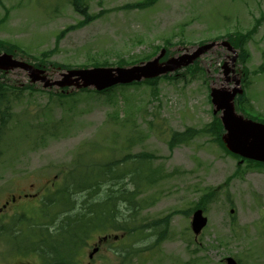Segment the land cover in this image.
Instances as JSON below:
<instances>
[{
  "label": "rangeland",
  "instance_id": "374dc122",
  "mask_svg": "<svg viewBox=\"0 0 264 264\" xmlns=\"http://www.w3.org/2000/svg\"><path fill=\"white\" fill-rule=\"evenodd\" d=\"M83 1L88 13L97 17L57 41L61 31L83 20L71 0H0V41L16 45L14 58L29 64L50 53L46 62L67 67L42 68L57 82H64L67 69L91 68L94 63L115 68L119 59L141 62L155 57L160 48L167 50V60L175 59L190 55L201 43L247 33L251 36L242 48L249 57L244 64L238 58L232 63L234 54L216 45L196 66L155 85L117 88L110 95L78 93L70 87L62 100L58 87L43 89L37 82L26 89L30 77L24 70L0 73V82L23 89L20 95L14 91L18 98L12 119L0 138V208L12 195H40L43 185L67 170L76 155L101 147L123 161L124 168L132 163L134 175L123 182L136 189L135 221L145 226L167 218L168 225L160 245L154 243L151 228L142 229L144 235L154 236L139 240L144 251L131 262L115 253L130 244L125 233L97 231L82 249V264H225L227 257L239 264H264V167L243 163L237 168V158L225 153L206 129L214 118L209 90L233 88V81L226 83L224 64L228 77L245 84V113L264 124V0H155L142 10L125 7L144 0ZM188 129L207 132L169 149V137ZM140 153L149 158L143 162ZM211 188L219 189L218 194L203 213L207 226L195 238L189 211ZM32 201L21 198L8 204L0 224L11 223L22 210L34 215L30 208L39 201ZM121 212L124 217L131 213L123 206ZM21 229L24 235L25 224ZM105 234L117 235L119 241L101 245L88 261V253ZM6 247V242L0 243V264L38 263L35 255L8 257Z\"/></svg>",
  "mask_w": 264,
  "mask_h": 264
},
{
  "label": "trees",
  "instance_id": "16d2710c",
  "mask_svg": "<svg viewBox=\"0 0 264 264\" xmlns=\"http://www.w3.org/2000/svg\"><path fill=\"white\" fill-rule=\"evenodd\" d=\"M154 3L155 0H150ZM74 11L79 14L83 20H80L73 26H68L64 31H61L56 40L59 41L69 30L80 29L89 24L97 15H90L87 11L86 2L83 0H71ZM127 8L143 9L144 4L137 3L127 6ZM250 34L236 35L229 38L228 41L239 50L238 61L242 64L249 57V52L243 49L246 40L250 38ZM18 47L13 44H8L0 41V50L7 54H12ZM50 53H43L41 58H35L34 66L36 68H55L64 70L67 67L60 66L57 63L46 62V58ZM137 61L126 62L119 59L115 66L134 65ZM108 66L106 63H94L92 67ZM110 66V65H109ZM108 66V67H109ZM151 82V81H145ZM138 84V83H134ZM125 88L126 86H120ZM115 88V87H114ZM98 92H90L88 89L80 90V93H92L95 95H110L113 89ZM18 89L19 91L15 90ZM32 90L31 87L26 88ZM16 87L9 86L4 82H0V138L2 132L5 131L8 123L11 122V111L15 106V99L18 98L16 92L22 91ZM58 99L62 100L65 94H57ZM74 95L71 96L73 98ZM244 95L238 98L237 105L243 107ZM126 114V112H125ZM112 120L117 121V115L112 117ZM126 121V120H125ZM127 123V122H126ZM209 135L218 142L225 150L220 137L223 133L220 122L214 119L209 127H207ZM207 132L205 129L192 130L188 129L183 134H177L171 137L170 148L186 143L194 136ZM99 147L93 148L91 154L84 153L76 155L74 161L67 170L59 171L58 181H52L49 187L43 190L42 196L39 199V204L30 211L34 215L27 214L19 216V226L14 224V235L8 241L15 242L21 248H25V252L32 256H38L39 264H82L83 256L82 249L87 245L88 240L97 231L104 232H123L125 238H130V244L121 246L115 250L119 258L131 262L135 256L144 251L140 248L139 240L145 236L142 229L151 228L156 233L155 244L160 245L166 235V227L168 225L167 218L156 220L148 223L145 226L140 225L134 219L137 210L136 204V189L131 190L123 180L134 175L133 169L124 168L121 166L123 161L110 159L104 153L99 157ZM226 151V150H225ZM98 152V153H97ZM138 158L146 161L149 156L147 154H139ZM1 156V155H0ZM143 179V174H141ZM155 175L152 174V179L148 178L150 184ZM140 178V176H138ZM121 182L125 187L119 185ZM219 189H208L203 193L198 202L193 206V209H202L206 211V207L217 196ZM121 206L125 207L131 213L124 217L121 212ZM139 209H143L142 202L138 203ZM38 210V212H37ZM192 210V209H191ZM191 210L189 212H191ZM27 216H36L27 217ZM24 220V221H22ZM25 224L27 231L23 235L21 226ZM0 242L6 231L0 230ZM116 244V243H113ZM149 250L153 246H147Z\"/></svg>",
  "mask_w": 264,
  "mask_h": 264
},
{
  "label": "water",
  "instance_id": "95a60500",
  "mask_svg": "<svg viewBox=\"0 0 264 264\" xmlns=\"http://www.w3.org/2000/svg\"><path fill=\"white\" fill-rule=\"evenodd\" d=\"M215 44H207L196 49L191 55H184L178 59H172L164 64H158L159 56L154 61L148 62L142 66H135L128 69L116 68H94L86 70L69 71L64 82L51 83L41 70L34 69L25 63L13 60L10 55H0V71H10L17 68L23 69L30 74L32 82L41 81L44 87L51 86H76L80 88H94L96 91H102L117 84H129L141 79H150L191 64L195 59L210 50ZM229 51L232 50L227 42L222 43ZM163 54V51H162ZM235 58L232 59V62ZM224 75L229 74V69L223 65ZM231 79L227 78V81ZM233 80V79H232ZM240 81L235 80V88L231 91L225 89L212 90V103L217 111H222L221 122L226 133L222 136V141L227 150L244 159H250L264 163V125L245 120L237 116L234 112L233 100L235 96L242 93L239 88ZM207 220L202 216V211H196L192 216L191 229L195 236L199 235L206 226ZM117 237H114L116 240ZM104 241L106 238L103 239ZM98 251L94 248L89 254V259ZM226 264H237L232 258L225 260Z\"/></svg>",
  "mask_w": 264,
  "mask_h": 264
}]
</instances>
